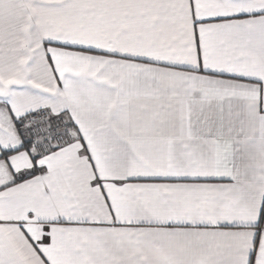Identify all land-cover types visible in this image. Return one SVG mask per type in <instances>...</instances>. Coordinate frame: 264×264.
Wrapping results in <instances>:
<instances>
[{"label": "snow or ice", "instance_id": "6c2138e0", "mask_svg": "<svg viewBox=\"0 0 264 264\" xmlns=\"http://www.w3.org/2000/svg\"><path fill=\"white\" fill-rule=\"evenodd\" d=\"M0 264H264V0H0Z\"/></svg>", "mask_w": 264, "mask_h": 264}]
</instances>
